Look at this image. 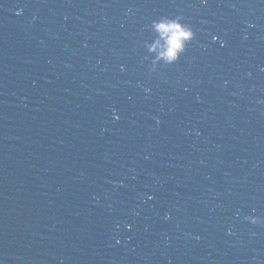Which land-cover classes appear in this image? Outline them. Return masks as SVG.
Returning a JSON list of instances; mask_svg holds the SVG:
<instances>
[{"label": "water", "instance_id": "1", "mask_svg": "<svg viewBox=\"0 0 264 264\" xmlns=\"http://www.w3.org/2000/svg\"><path fill=\"white\" fill-rule=\"evenodd\" d=\"M260 101L264 0H0V264H264Z\"/></svg>", "mask_w": 264, "mask_h": 264}, {"label": "clouds", "instance_id": "2", "mask_svg": "<svg viewBox=\"0 0 264 264\" xmlns=\"http://www.w3.org/2000/svg\"><path fill=\"white\" fill-rule=\"evenodd\" d=\"M181 21L182 17L177 16L175 18L161 17L152 22L151 29L156 33L155 40L153 43L144 42L142 45L149 54H154L151 71H156V65L161 61L165 65L176 63L186 51L187 45L195 38L192 28ZM260 102L264 103V101ZM244 219L253 225L264 223V219L256 216H245Z\"/></svg>", "mask_w": 264, "mask_h": 264}]
</instances>
